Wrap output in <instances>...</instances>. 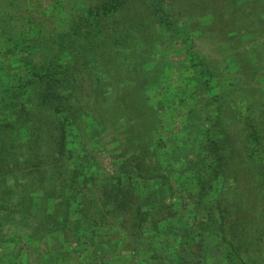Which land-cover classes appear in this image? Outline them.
<instances>
[{"label": "trees", "instance_id": "trees-1", "mask_svg": "<svg viewBox=\"0 0 264 264\" xmlns=\"http://www.w3.org/2000/svg\"><path fill=\"white\" fill-rule=\"evenodd\" d=\"M41 2L0 0V190L39 199L40 218L33 249L15 233L5 261L264 264V57L188 75L174 132L146 92L166 64L150 63L154 38L183 24L184 0Z\"/></svg>", "mask_w": 264, "mask_h": 264}, {"label": "rangeland", "instance_id": "rangeland-1", "mask_svg": "<svg viewBox=\"0 0 264 264\" xmlns=\"http://www.w3.org/2000/svg\"><path fill=\"white\" fill-rule=\"evenodd\" d=\"M78 1L90 2L93 0ZM42 2L44 6H48L49 11L51 0H42ZM157 7L160 10V6ZM181 7L185 13L183 14V24L179 27L176 23H171L170 20L166 21L164 30L161 32L159 29L160 36L154 38L155 46L150 55V63L157 64L164 61L166 64L161 63L157 66L156 71L160 67L161 69L155 74L157 76L146 92V102L149 105L160 99L167 100V102L162 103V123L164 127H168L174 132L181 130L184 125L178 119L168 120L167 111L168 113L177 111L175 90L185 85L188 75L203 73L207 65L213 66L217 70H221L224 65H227L233 71L238 69L242 72L245 70L244 65L246 63L244 57H252L253 61L255 60L254 57H264V0H231L228 5L222 0H184V5L182 4ZM137 9L140 12L142 10L141 7ZM64 13H55L52 20L56 22L63 20L62 25L65 24L67 16ZM136 17L143 21L144 25L152 20L148 13L143 12L139 15L136 14ZM245 35L250 37L248 43L245 40H240ZM189 40L190 42H188ZM192 51L206 61L203 62L200 59L203 63L200 70L195 69L190 62L189 52L191 55ZM236 74H240V72L238 71ZM199 99L191 98L192 103H189V107L201 105L202 100ZM147 120L152 126L153 119ZM155 123L158 124V122ZM120 131L122 133L124 130L120 129L119 126L107 127L103 136V143L107 144L112 141L111 143L114 145V140H116L114 138L121 134ZM110 147L103 146L106 149ZM100 161H102L105 169L111 168V158L107 155V151L100 153ZM4 179L8 181L10 178L6 176ZM2 194L3 191L0 190V203L2 202L0 204V264H8L4 256L5 252H9L14 246L11 243V236L15 233L19 234V238L13 237V240L20 239L19 247L28 246V251L34 247V244H30L32 240L30 241L31 238L29 237L35 233L32 227L40 221L37 212L39 199L34 198L37 195L34 192L33 199L35 201L28 199L21 203L16 200L17 195H14V197L10 196L14 202L10 201L9 205L4 200V194ZM19 195L21 196V193ZM34 235V237L38 236L36 233ZM48 239L50 238L48 237ZM25 242L26 244H23Z\"/></svg>", "mask_w": 264, "mask_h": 264}]
</instances>
